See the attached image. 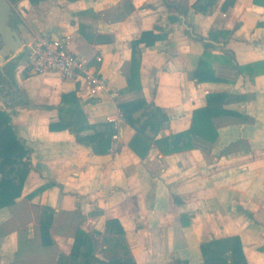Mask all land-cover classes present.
<instances>
[{"label":"crops","instance_id":"crops-1","mask_svg":"<svg viewBox=\"0 0 264 264\" xmlns=\"http://www.w3.org/2000/svg\"><path fill=\"white\" fill-rule=\"evenodd\" d=\"M9 1L22 44L0 74V109L30 148V168L20 195L0 207V264H55L77 227L103 232L109 219L124 230L136 264H204L201 244L233 235L247 264H264V0H233L225 10L216 0L206 12L193 7L197 0ZM148 29L164 36L139 44L138 87L128 89L130 42ZM64 35L68 49L107 79L101 96L85 99L77 82L27 68L41 36ZM205 50L214 78L198 81ZM226 55L250 70L238 72ZM209 93L222 98L210 107L227 112L211 117L212 141L196 136L189 149L163 153L152 144L141 158L123 118L108 151L94 153L62 127L71 122L89 134L86 125L121 114L119 102L143 97L168 118L149 133L159 138L188 129ZM46 206L50 245L41 242Z\"/></svg>","mask_w":264,"mask_h":264},{"label":"trees","instance_id":"trees-1","mask_svg":"<svg viewBox=\"0 0 264 264\" xmlns=\"http://www.w3.org/2000/svg\"><path fill=\"white\" fill-rule=\"evenodd\" d=\"M201 2H204L200 4ZM233 0H224L221 9L225 10ZM216 3V0H197L193 7L206 12ZM155 28H160L155 26ZM187 32V30H186ZM188 33V32H187ZM164 35L154 32L152 29L143 30L140 35L131 40V63L127 74L128 89L138 87L139 80V44L152 45ZM211 39H217L209 33ZM208 51H204L198 65L193 72V77L198 81L213 79L208 75L206 57ZM229 63H232L238 72L249 69L252 64H235L230 55H226ZM220 94L209 93L206 95L207 105L192 111L191 124L188 129L174 134L154 138L149 133L155 134L162 124L168 121L161 108L153 103H147L143 97L118 103V108L124 120L134 128L135 132L128 142L130 148L141 158L145 157L151 145L157 146L163 153L189 149L193 146L194 137L208 139L215 138L216 130L212 127L210 119L214 115L226 113V110L210 107V102L221 101ZM51 130L57 128V122H50ZM62 127L75 133L76 141L88 146L94 153H105L110 146V137L115 129L109 122L86 125L92 128L89 134H81L80 129L66 122ZM148 132V133H147ZM209 134H212L211 136ZM30 148L18 137L10 120L9 113L0 109V207L11 204L20 195L25 177L30 168L28 154ZM53 210L46 206L43 217L40 220L41 242L50 245L53 240L50 237L49 226L52 221ZM249 214V213H248ZM251 214H249L250 216ZM181 215V222L186 221ZM124 230L119 227L115 219L106 221L105 230H88L83 226L77 227L71 250L68 254L60 253L55 264H136L131 255L128 243L124 236ZM201 253L204 264H247L241 247L240 237L237 235L212 239L201 244Z\"/></svg>","mask_w":264,"mask_h":264},{"label":"built area","instance_id":"built-area-1","mask_svg":"<svg viewBox=\"0 0 264 264\" xmlns=\"http://www.w3.org/2000/svg\"><path fill=\"white\" fill-rule=\"evenodd\" d=\"M69 38V35L41 36L30 52L27 68L33 74L55 72L63 79L77 82V90L85 99L101 96L106 91L107 79L89 61L76 56L68 49L66 42ZM96 60L99 61V57ZM122 120L121 114L105 117V121L111 123L115 130ZM111 138H118L117 131Z\"/></svg>","mask_w":264,"mask_h":264},{"label":"water","instance_id":"water-1","mask_svg":"<svg viewBox=\"0 0 264 264\" xmlns=\"http://www.w3.org/2000/svg\"><path fill=\"white\" fill-rule=\"evenodd\" d=\"M13 15L10 1L0 0V67L3 60L22 44L21 38L11 22Z\"/></svg>","mask_w":264,"mask_h":264},{"label":"flooded vegetation","instance_id":"flooded-vegetation-1","mask_svg":"<svg viewBox=\"0 0 264 264\" xmlns=\"http://www.w3.org/2000/svg\"><path fill=\"white\" fill-rule=\"evenodd\" d=\"M9 66H10V61L6 60V58H5V61H4V64H3V69H2V71H0V74H2L3 70L7 71ZM2 83H9V80L6 78L5 75L2 76Z\"/></svg>","mask_w":264,"mask_h":264}]
</instances>
